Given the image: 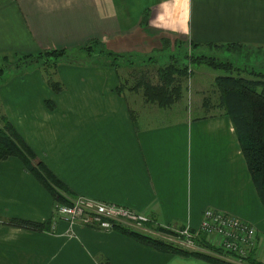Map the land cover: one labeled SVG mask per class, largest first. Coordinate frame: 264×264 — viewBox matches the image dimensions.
Returning a JSON list of instances; mask_svg holds the SVG:
<instances>
[{"label": "crops", "instance_id": "1", "mask_svg": "<svg viewBox=\"0 0 264 264\" xmlns=\"http://www.w3.org/2000/svg\"><path fill=\"white\" fill-rule=\"evenodd\" d=\"M162 40L262 48L264 0H0V57L72 53L86 43L120 54L159 48ZM1 77L4 113L69 188L71 201L84 197L146 214L140 228L152 231L196 230L206 209L221 210L258 228L264 261V205L226 112L142 126L117 90V71L105 63L64 60L60 92L37 65ZM0 216L51 221L47 231L0 223V264H214L71 224L16 156L0 161Z\"/></svg>", "mask_w": 264, "mask_h": 264}, {"label": "rangeland", "instance_id": "2", "mask_svg": "<svg viewBox=\"0 0 264 264\" xmlns=\"http://www.w3.org/2000/svg\"><path fill=\"white\" fill-rule=\"evenodd\" d=\"M226 44L222 45L232 43ZM238 51L240 50L229 47L217 48L215 44L197 46L180 40H162L159 48L119 54L106 49L100 50L86 43L75 47L72 53L66 50L63 59L105 63L115 68L119 78V94L125 97L135 118L140 119V124L148 126L182 116H212L225 112L219 78L233 75L255 78L259 77L258 73L264 75V47L252 45L243 48L244 54H250L248 65L244 61V54ZM22 55L0 57V67H5L8 72L17 67L35 65L31 60H21ZM230 60H234L241 69L226 70L224 62ZM39 64L43 71L46 70L43 60ZM160 86H164V90H159ZM110 222L111 230L120 232L118 227L129 228L177 244L175 240L178 236L175 231L156 227L152 228L153 231L148 227L143 229L127 220ZM154 231L157 235L151 233Z\"/></svg>", "mask_w": 264, "mask_h": 264}, {"label": "trees", "instance_id": "3", "mask_svg": "<svg viewBox=\"0 0 264 264\" xmlns=\"http://www.w3.org/2000/svg\"><path fill=\"white\" fill-rule=\"evenodd\" d=\"M215 47L234 48L240 50L238 52L242 54H244V52H242L243 48H246L244 44L237 43L228 44V46L222 44L221 46L215 45ZM65 55V49L44 50L36 55H22L21 60H31L38 67H40L39 63L43 60L46 65V70L43 71L42 68L40 69L43 71L47 84L53 88V90L60 92L63 89V84L57 78V68L59 64L64 61L63 58ZM244 56V61L247 63L246 65H248L250 61H248L247 58L250 54L245 52ZM33 59L36 61H33ZM224 63L223 67H225L226 70L231 71L234 68L238 70L241 69V66H238L234 60ZM5 71V67H0V77ZM258 74L259 77L255 76V78L240 75L228 76L221 79L219 78V82H221L220 90L222 91V101L226 108L225 112L232 119L253 182L264 205V75ZM164 81L166 82L167 80L164 79ZM158 89L164 90V86H160ZM161 92L163 93V91ZM49 105L50 108H53L52 104L49 103ZM11 156L19 157L24 162L27 169L53 194L55 199V212L57 214L58 207L61 204L71 203V200L67 197V195L71 193L69 188L49 170L20 136L4 113L0 101V161ZM0 223L34 231H47L51 228V221L36 222L20 218L5 219L1 216ZM117 229L129 237L163 252L174 253L185 257L201 258L214 264H237L234 261L218 256L219 254L224 255L223 251L215 249L213 246L206 243L204 236L202 241H204L205 246L215 254L190 250L179 244L153 238L150 235L129 228L118 227ZM168 230L172 232L175 231L174 233L177 232L175 229ZM178 235L177 232V236ZM248 264H264V261L251 257L248 260Z\"/></svg>", "mask_w": 264, "mask_h": 264}, {"label": "built area", "instance_id": "4", "mask_svg": "<svg viewBox=\"0 0 264 264\" xmlns=\"http://www.w3.org/2000/svg\"><path fill=\"white\" fill-rule=\"evenodd\" d=\"M57 212L71 224L83 223L104 229H110L111 220H127L139 226L149 221L146 214L84 197H78L70 204H61ZM177 232L179 235L175 241L184 248L206 252L198 244L204 236L206 243L223 251L224 255L218 256L227 260L237 264H248L251 257L259 260L258 228L233 214L209 208L204 211L198 229L193 231L186 227Z\"/></svg>", "mask_w": 264, "mask_h": 264}]
</instances>
